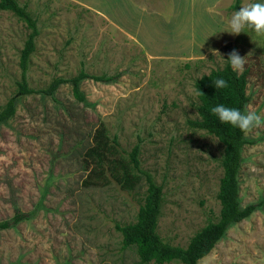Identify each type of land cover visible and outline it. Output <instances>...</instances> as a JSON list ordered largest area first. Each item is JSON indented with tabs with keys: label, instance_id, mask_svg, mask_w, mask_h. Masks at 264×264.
Segmentation results:
<instances>
[{
	"label": "rangeland",
	"instance_id": "obj_1",
	"mask_svg": "<svg viewBox=\"0 0 264 264\" xmlns=\"http://www.w3.org/2000/svg\"><path fill=\"white\" fill-rule=\"evenodd\" d=\"M16 1L37 20L27 72L35 92L17 98L14 114L0 124V221L27 216L0 230V264H139L134 248H122L116 225L135 222L145 179L123 189L105 169L104 183L83 186L90 169L83 154L99 124L116 136L122 162L138 144L140 169L164 195L157 234L186 247L218 219L222 177V145L189 123L198 119L194 83L222 69L235 46L245 57L246 108L264 116V36L246 28L240 44L228 32L212 43L222 31L218 20L229 25L241 6L264 0H240L236 10L235 0ZM215 1L208 15L207 3ZM30 32L0 10V109L15 95ZM191 40L190 56L197 58H179ZM80 72L89 76L79 81L84 102L69 82L52 96L41 93L54 79L68 81ZM245 137L253 143L242 148L240 205H263L228 228L198 264H264V126Z\"/></svg>",
	"mask_w": 264,
	"mask_h": 264
},
{
	"label": "trees",
	"instance_id": "obj_2",
	"mask_svg": "<svg viewBox=\"0 0 264 264\" xmlns=\"http://www.w3.org/2000/svg\"><path fill=\"white\" fill-rule=\"evenodd\" d=\"M239 4L240 0H235L232 9L236 10ZM0 10L12 12L31 30L19 56L20 79L16 82L15 95L0 109L1 124L14 114V103L17 98L35 92L28 87L27 72L29 58L34 49V41L38 35V28L37 20L28 13L27 6L19 5L16 0H0ZM240 35L234 39L237 44L241 42L242 37ZM234 49L235 46L229 48L228 54ZM87 77L89 76L80 72L68 81L61 78L54 79L50 86L41 93L52 96L60 84L69 82L75 99L84 102V95L79 90V81ZM90 77L96 81H111L113 79L104 76ZM219 78L227 81V87L215 88L213 82ZM246 85V70L238 74L232 69L228 60L222 69L210 71L209 74L200 77L194 83L198 100L196 106L198 119L189 123L194 128L214 136L222 145L220 161L222 177L217 193L220 205L218 219L208 222L199 229L184 248L163 242L157 234L156 227L164 195L162 186L157 185L148 172L140 169L138 144L128 153V162L124 163L118 149L116 136L109 137L102 124H99L90 135L89 144L83 154L86 166L90 167L87 177L83 180L84 187H96L104 183L107 180V176L104 174L105 169H110L111 176L123 189H133L141 177L145 179L146 194L143 204L137 211L135 222L124 226L116 225V231L121 235L122 248H134L139 264H168L173 262L198 264L200 259L209 254L228 228L248 218L263 205V201H258L242 207L239 200L238 173L243 161L242 148L253 142L249 141L245 137V133L238 128L221 123L219 118L211 112V109L218 104L244 111L249 101ZM26 219L25 214L16 213L10 219L0 221V230L13 227Z\"/></svg>",
	"mask_w": 264,
	"mask_h": 264
},
{
	"label": "clouds",
	"instance_id": "obj_3",
	"mask_svg": "<svg viewBox=\"0 0 264 264\" xmlns=\"http://www.w3.org/2000/svg\"><path fill=\"white\" fill-rule=\"evenodd\" d=\"M229 28L230 31L223 32L239 35L245 32L246 28H250L257 35L264 36V2L241 6L231 17ZM227 60L230 62L234 71L242 72L244 70L245 57H241L236 50L228 54ZM213 84L215 88L227 87V81L223 78L215 80ZM211 112L219 118L221 123L230 124L245 134L264 126V116L257 114L251 108H246L244 111H241L238 108L218 104L211 109Z\"/></svg>",
	"mask_w": 264,
	"mask_h": 264
},
{
	"label": "crops",
	"instance_id": "obj_4",
	"mask_svg": "<svg viewBox=\"0 0 264 264\" xmlns=\"http://www.w3.org/2000/svg\"><path fill=\"white\" fill-rule=\"evenodd\" d=\"M216 2V1H215ZM215 2H212L211 4L210 3H207V5L208 6H206V10H204V12H206L208 15H210V13H214V8H215V6H216V4H217V2L215 3ZM214 3H215V5H214ZM214 5V6H213ZM212 11V12H211ZM216 16H217V14H215ZM219 21V24L222 26V31L217 35V37H216V39L212 42V43H215V45L216 44H219L221 41H222V39L224 40V38H225V36H227L226 35V33L227 32H223V31H230V28H228L229 27V25H225L224 23H222V22H220V20H218ZM218 24H216L215 26H217ZM206 36H207V38H208V40H209V38L210 37H212V36H209L206 32L204 33ZM225 35V36H224ZM229 36H231V34L229 33ZM236 36L237 35H235L234 36V39L236 38ZM231 38V37H230ZM213 38H210V40H212ZM234 39H232V40H234ZM208 44H210L209 42H208ZM140 46L142 47V45L140 44ZM204 47V46H203ZM143 49H144V47H142ZM192 48H194V45H193V43H192V40H191V42L189 43V45H188V51H187V53H186V55H182V56H179V58H188V57H194V58H197V56H190V54H191V52H192ZM207 48H210L209 46H207ZM206 50V48L203 50V48H202V51L204 52ZM207 51V50H206ZM194 53V52H193ZM147 54V56H150V57H156V58H159V56H156V55H153V54H148V53H146ZM168 58H170V57H168ZM179 58H175V59H179ZM202 58V57H201ZM190 59V58H189Z\"/></svg>",
	"mask_w": 264,
	"mask_h": 264
}]
</instances>
